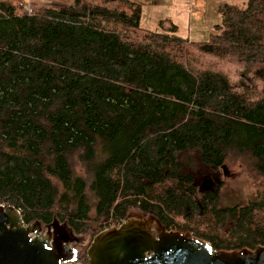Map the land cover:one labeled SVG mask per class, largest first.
Listing matches in <instances>:
<instances>
[{
  "label": "trees",
  "instance_id": "obj_1",
  "mask_svg": "<svg viewBox=\"0 0 264 264\" xmlns=\"http://www.w3.org/2000/svg\"><path fill=\"white\" fill-rule=\"evenodd\" d=\"M216 12L193 42L167 19L142 28L131 0H0V206L25 225L66 223L86 239L80 264L133 212L214 251L264 247V0ZM232 155L263 181L255 201L223 207Z\"/></svg>",
  "mask_w": 264,
  "mask_h": 264
},
{
  "label": "water",
  "instance_id": "obj_2",
  "mask_svg": "<svg viewBox=\"0 0 264 264\" xmlns=\"http://www.w3.org/2000/svg\"><path fill=\"white\" fill-rule=\"evenodd\" d=\"M70 227L54 219L25 225L18 210L0 206V264H80ZM88 264H264V247L214 251L187 231H167L153 216L130 213L91 241Z\"/></svg>",
  "mask_w": 264,
  "mask_h": 264
},
{
  "label": "rangeland",
  "instance_id": "obj_3",
  "mask_svg": "<svg viewBox=\"0 0 264 264\" xmlns=\"http://www.w3.org/2000/svg\"><path fill=\"white\" fill-rule=\"evenodd\" d=\"M184 1H186L187 5L190 4V0H184ZM220 1L229 2L239 6H243L245 3V0H220ZM44 5L46 4H43V6ZM187 5L183 7L185 10H188L189 8ZM53 6H57V4H53ZM44 7H49V6L46 5ZM145 7L146 8H144V12L148 13L149 8L147 6ZM203 13L206 17L210 15V8L208 3H206V7ZM215 23L216 24L220 23L219 15H217ZM212 33L213 31L211 30L208 34L205 35H195L192 38H190V41L193 42L207 41L209 40L210 35ZM180 35L186 38V36L182 34ZM189 159L190 161H188V165L191 174L195 177L197 181L201 182L204 187H209L211 181L206 175L207 169L203 167L201 164H199L196 161V159L193 158L192 155ZM220 172H221V180L223 181V187L221 188L220 191L221 206L233 207L237 205H246L247 203L251 201H255L258 198L263 180L260 174L257 172L254 162L250 157L243 155L240 156L232 155L225 162L222 169H220ZM91 204L93 207L94 206L93 200L91 201ZM42 228L45 231V227ZM82 240L85 241L86 239L77 237V242L74 244H80Z\"/></svg>",
  "mask_w": 264,
  "mask_h": 264
},
{
  "label": "crops",
  "instance_id": "obj_4",
  "mask_svg": "<svg viewBox=\"0 0 264 264\" xmlns=\"http://www.w3.org/2000/svg\"><path fill=\"white\" fill-rule=\"evenodd\" d=\"M28 3H34L39 6L46 4L50 8H56L60 6H68L73 3V0H21ZM141 6V19L140 25L147 30L158 29L157 24L161 20H170L177 26V35L180 34L186 36V39L190 41L195 35H205L212 30V26L216 25L217 12L216 8L220 4H232L220 0H190V4L187 5L184 0H131ZM206 3L209 4L210 15L206 17L204 15V9ZM57 4V6H53ZM44 5V6H46ZM188 6V10L183 7ZM43 6V7H44ZM147 6L149 12L145 13L144 8ZM214 11V14H213ZM216 12V14H215ZM182 37V36H181ZM184 38V37H182Z\"/></svg>",
  "mask_w": 264,
  "mask_h": 264
},
{
  "label": "built area",
  "instance_id": "obj_5",
  "mask_svg": "<svg viewBox=\"0 0 264 264\" xmlns=\"http://www.w3.org/2000/svg\"><path fill=\"white\" fill-rule=\"evenodd\" d=\"M28 9V12L30 13L31 12V10L29 9V8H27Z\"/></svg>",
  "mask_w": 264,
  "mask_h": 264
},
{
  "label": "flooded vegetation",
  "instance_id": "obj_6",
  "mask_svg": "<svg viewBox=\"0 0 264 264\" xmlns=\"http://www.w3.org/2000/svg\"><path fill=\"white\" fill-rule=\"evenodd\" d=\"M77 255V254H76Z\"/></svg>",
  "mask_w": 264,
  "mask_h": 264
}]
</instances>
